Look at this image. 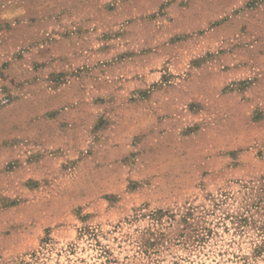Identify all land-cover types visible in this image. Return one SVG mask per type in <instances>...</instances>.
<instances>
[{
  "label": "rangeland",
  "instance_id": "obj_1",
  "mask_svg": "<svg viewBox=\"0 0 264 264\" xmlns=\"http://www.w3.org/2000/svg\"><path fill=\"white\" fill-rule=\"evenodd\" d=\"M151 1L0 0V264H264V79L199 92ZM245 1L220 41L264 39Z\"/></svg>",
  "mask_w": 264,
  "mask_h": 264
},
{
  "label": "crops",
  "instance_id": "obj_2",
  "mask_svg": "<svg viewBox=\"0 0 264 264\" xmlns=\"http://www.w3.org/2000/svg\"><path fill=\"white\" fill-rule=\"evenodd\" d=\"M151 2L154 3V0ZM245 2V0H162L160 2V5L163 4L165 6V11H167L168 15L175 13L178 17L174 19L173 23L178 24L180 29V39L175 46L180 47L182 65L188 70L187 68L191 66L190 64L194 60L202 59L200 63H196L198 71L194 74L197 80L196 87L199 92H204L205 90L207 94L209 90L214 91L217 86L215 79L218 78L226 81L252 77L264 79V70L261 73H257L258 64H261L264 69V39L239 38L220 41L217 37L219 31L218 16L234 12L238 7L243 6ZM150 6L151 3L146 4V11L143 12L145 15L154 10L153 6ZM77 9L75 7L68 8L64 13L54 14L51 17L53 28L58 31L56 35L58 42L54 44L59 45L64 40L80 39L83 36V23L85 21L76 18ZM63 14L72 21L70 28L68 26L69 29L66 30V34H61L60 32V29L62 30L60 23ZM78 20L82 27L74 22ZM148 20L149 18H143L142 21L138 20L137 22L142 24V22ZM198 31H205L204 36L206 38L197 39L185 35L190 33L191 36L193 32H196L194 36H197ZM150 43H152L151 40L147 42L148 45ZM220 46L228 49L220 51ZM208 54L210 57H208ZM146 60L149 62L150 59L146 58ZM222 63L224 66H222ZM149 67L151 66L147 64V69ZM208 67L210 68L209 70H207ZM183 72L184 70L182 74ZM156 75L152 71H148L146 74L148 78ZM208 80L210 81L208 82ZM256 90L255 85L242 91H236V96L242 104L256 107L260 103L264 104V99L259 101L260 98L258 99L255 96L256 93L261 94ZM262 96L264 98V95Z\"/></svg>",
  "mask_w": 264,
  "mask_h": 264
}]
</instances>
